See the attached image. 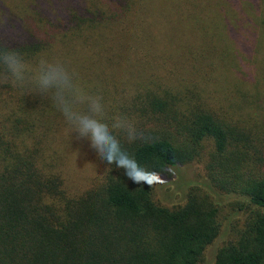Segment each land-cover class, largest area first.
<instances>
[{
    "label": "trees",
    "instance_id": "trees-1",
    "mask_svg": "<svg viewBox=\"0 0 264 264\" xmlns=\"http://www.w3.org/2000/svg\"><path fill=\"white\" fill-rule=\"evenodd\" d=\"M0 41L150 133L120 138L155 174L134 184L49 97L0 82V264H199L224 233L213 264H264V0H0ZM196 163L181 201L156 197Z\"/></svg>",
    "mask_w": 264,
    "mask_h": 264
},
{
    "label": "clouds",
    "instance_id": "clouds-1",
    "mask_svg": "<svg viewBox=\"0 0 264 264\" xmlns=\"http://www.w3.org/2000/svg\"><path fill=\"white\" fill-rule=\"evenodd\" d=\"M0 82H11L20 88H31L49 97L62 113L66 123L79 138L108 165L123 169L134 184L155 183L154 172L141 166L123 146L120 134L128 143L146 141L150 133L139 128L126 114L105 116L103 97L81 88L75 74L60 60L41 58L33 67L18 48L0 41Z\"/></svg>",
    "mask_w": 264,
    "mask_h": 264
},
{
    "label": "rangeland",
    "instance_id": "rangeland-1",
    "mask_svg": "<svg viewBox=\"0 0 264 264\" xmlns=\"http://www.w3.org/2000/svg\"><path fill=\"white\" fill-rule=\"evenodd\" d=\"M90 159H88V163H85L84 155H79V159H77L76 163L81 164V168H83V172L81 176L90 177L97 171L100 172L101 166H97L95 170V164L92 160L93 155H88ZM99 165V164H98ZM79 167V166H77ZM204 170L202 163H196L189 166H179L172 169V176L168 177L166 180H157V193L156 197L162 202L173 204L182 200L183 189L186 186L187 180H195L202 179ZM74 182V181H73ZM180 183V184H179ZM75 184V182H74ZM223 226L224 223L222 222ZM225 236L220 235L212 244H210L203 255L202 261L199 264H213L214 255L216 248Z\"/></svg>",
    "mask_w": 264,
    "mask_h": 264
}]
</instances>
